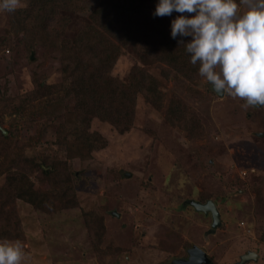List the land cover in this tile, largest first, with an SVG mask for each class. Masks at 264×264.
<instances>
[{
  "label": "rangeland",
  "instance_id": "rangeland-1",
  "mask_svg": "<svg viewBox=\"0 0 264 264\" xmlns=\"http://www.w3.org/2000/svg\"><path fill=\"white\" fill-rule=\"evenodd\" d=\"M142 1V17L163 19L153 15L157 0ZM97 2L75 0L72 11L59 13L58 37L69 49L78 31L91 27ZM11 20L0 10V101L12 111L0 108V132L8 136L0 139V190L7 177L23 173L31 191L49 199L35 207L13 191L5 199L13 227L0 209V238L22 241V264H177L194 246L206 254L205 264H238L247 253L256 257L242 264H264V106L245 107L243 98L217 93L197 68H188L190 78L180 72L166 78L160 61L121 48L105 79L123 82L141 67L158 90L144 82L148 92L136 94L128 130L90 120L88 132L103 146L86 151L84 160L73 158L61 149L57 107L41 111L35 101L11 109L39 84L51 100L73 102L65 61L54 47L59 40L46 37L29 49ZM175 108L185 118L179 127L165 119ZM46 164L53 176L42 173ZM208 200L218 211L215 227L210 213L192 206Z\"/></svg>",
  "mask_w": 264,
  "mask_h": 264
},
{
  "label": "trees",
  "instance_id": "trees-1",
  "mask_svg": "<svg viewBox=\"0 0 264 264\" xmlns=\"http://www.w3.org/2000/svg\"><path fill=\"white\" fill-rule=\"evenodd\" d=\"M82 1L87 3L88 0ZM98 1L92 10L95 19L92 20L91 27L78 31L77 37H74L71 42L75 46L73 50L68 48L71 45L68 41L59 40L56 26L60 24L59 13L64 10L72 11L74 8L72 5L77 4L75 0H26L24 6L9 12L12 16L11 25L28 38L26 46L29 49H32L36 43H41L46 37L49 40H59V45L54 47L60 50L61 58L65 61L63 72L66 77L64 79L65 82L70 80L71 85L67 86V90L72 94L73 102L69 107L63 104V100L60 102L51 100L48 93H41L44 85L39 84L37 89L32 91L33 96L30 95L22 101V103L26 101L24 106H21L22 103L19 105L14 102H7V104L10 107L14 103L17 106L11 109H15L16 107L25 108L29 104L31 106L37 101L41 111L53 110L57 107L62 112L61 122H63L59 127L61 149H65L73 158L83 160L87 158L86 151L103 146V140L99 135L88 132L90 120L96 119L108 123L118 130H128L133 123L136 94L148 92L144 90L146 87L144 82L153 83L148 85L151 91L158 90V85L154 84V77L144 73L141 67H132L123 82L113 78L105 79L103 75L106 69L116 63L121 48L129 47L140 52L147 60L160 61L162 64L159 68L166 78L176 72L184 73L183 77H189L192 72H195L194 69L199 67V64L190 63L188 57L190 54L185 51V44L177 43L178 39L185 41L188 39L186 37L171 38L170 16L169 18L164 16L161 21L147 20L142 17L144 15L143 8L140 9L143 5L142 0ZM29 31L30 34H28ZM5 105V101H0V108L9 112ZM176 108L166 111L165 119L172 126L179 127L182 126L185 118ZM7 138L8 136L0 132V139L5 141ZM24 162L26 163V159ZM46 169L47 172L46 170L42 172L45 176L53 174L51 172L53 167L46 164ZM22 174L14 179L7 177L5 186L0 190V200L9 198L15 191L18 195H22L31 206L42 207L49 203L45 194L31 191L30 181ZM9 199L12 200V198ZM60 199L62 200L61 196ZM7 202L5 200L0 203L3 215L1 217H6L5 221L13 227L14 225L9 222L13 217L12 207L7 206L9 205ZM70 202L67 201L64 204L65 207L70 206ZM9 231L10 235H14V232Z\"/></svg>",
  "mask_w": 264,
  "mask_h": 264
},
{
  "label": "clouds",
  "instance_id": "clouds-1",
  "mask_svg": "<svg viewBox=\"0 0 264 264\" xmlns=\"http://www.w3.org/2000/svg\"><path fill=\"white\" fill-rule=\"evenodd\" d=\"M22 0H0L12 12ZM170 36L190 37V63L217 92L243 98L244 106H264V0H157L154 16H171ZM21 240L0 238V264H22Z\"/></svg>",
  "mask_w": 264,
  "mask_h": 264
},
{
  "label": "water",
  "instance_id": "water-1",
  "mask_svg": "<svg viewBox=\"0 0 264 264\" xmlns=\"http://www.w3.org/2000/svg\"><path fill=\"white\" fill-rule=\"evenodd\" d=\"M217 93H219V92H217ZM192 206L196 210L202 211L204 213H210L211 217H212V221H213L212 222L213 227H215L219 224L218 211L216 209L215 204L211 200H208L204 204H199L197 202H193ZM255 257H256V255L254 253H247L245 255H242L238 264H242V263H244L245 260L255 258ZM207 262H208V259L206 257V254L202 250H200L199 248L194 246L189 251L188 260H178L177 264H205Z\"/></svg>",
  "mask_w": 264,
  "mask_h": 264
},
{
  "label": "flooded vegetation",
  "instance_id": "flooded-vegetation-1",
  "mask_svg": "<svg viewBox=\"0 0 264 264\" xmlns=\"http://www.w3.org/2000/svg\"><path fill=\"white\" fill-rule=\"evenodd\" d=\"M206 202H207V201H206ZM206 202H205V203H206ZM197 203L202 204V203H200V202H197ZM203 204H204V203H203Z\"/></svg>",
  "mask_w": 264,
  "mask_h": 264
}]
</instances>
